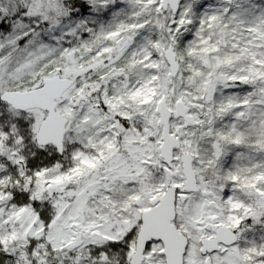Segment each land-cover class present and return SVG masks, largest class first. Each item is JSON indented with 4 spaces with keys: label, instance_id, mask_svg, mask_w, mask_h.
I'll use <instances>...</instances> for the list:
<instances>
[{
    "label": "snow or ice",
    "instance_id": "obj_1",
    "mask_svg": "<svg viewBox=\"0 0 264 264\" xmlns=\"http://www.w3.org/2000/svg\"><path fill=\"white\" fill-rule=\"evenodd\" d=\"M0 264H264V0H0Z\"/></svg>",
    "mask_w": 264,
    "mask_h": 264
}]
</instances>
